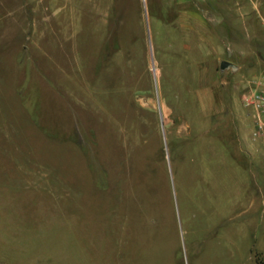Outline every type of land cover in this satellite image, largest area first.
Returning <instances> with one entry per match:
<instances>
[{
  "label": "rangeland",
  "instance_id": "obj_1",
  "mask_svg": "<svg viewBox=\"0 0 264 264\" xmlns=\"http://www.w3.org/2000/svg\"><path fill=\"white\" fill-rule=\"evenodd\" d=\"M260 71L264 0H0V264H257Z\"/></svg>",
  "mask_w": 264,
  "mask_h": 264
},
{
  "label": "built area",
  "instance_id": "obj_2",
  "mask_svg": "<svg viewBox=\"0 0 264 264\" xmlns=\"http://www.w3.org/2000/svg\"><path fill=\"white\" fill-rule=\"evenodd\" d=\"M241 103L252 118L251 139L259 143L264 163V71L247 79L240 91Z\"/></svg>",
  "mask_w": 264,
  "mask_h": 264
},
{
  "label": "crops",
  "instance_id": "obj_3",
  "mask_svg": "<svg viewBox=\"0 0 264 264\" xmlns=\"http://www.w3.org/2000/svg\"><path fill=\"white\" fill-rule=\"evenodd\" d=\"M190 16L191 15H189L188 18H190ZM191 19H193L195 22L194 23H188L187 27H185V28H186V30H191L192 34L195 37H194V39H192L191 42L186 41L187 42L185 44V48L186 49L191 48V47L196 48L198 46V44H199L198 42H200V44H202V45H204L203 43L205 42L206 44H211V46L213 45L212 47L214 49H220V44H222L225 40L227 42L230 40V38L226 35V33H224V32L219 30V31L216 32L217 36H218V39H216L214 42H212V38H209V37L206 36V32L205 31L208 30V29H207L206 25L204 24V22L201 21L200 19H198L197 17L193 18L191 16ZM189 43H191V44H189ZM224 60H226V59H224ZM221 61L222 60L220 59L219 63ZM250 156H252V154H250Z\"/></svg>",
  "mask_w": 264,
  "mask_h": 264
},
{
  "label": "water",
  "instance_id": "obj_4",
  "mask_svg": "<svg viewBox=\"0 0 264 264\" xmlns=\"http://www.w3.org/2000/svg\"><path fill=\"white\" fill-rule=\"evenodd\" d=\"M226 68H232V69H235L236 68V65L234 63H232L231 61H228V60H222L220 62V69L221 70H224Z\"/></svg>",
  "mask_w": 264,
  "mask_h": 264
},
{
  "label": "trees",
  "instance_id": "obj_5",
  "mask_svg": "<svg viewBox=\"0 0 264 264\" xmlns=\"http://www.w3.org/2000/svg\"><path fill=\"white\" fill-rule=\"evenodd\" d=\"M256 260L257 264H264V255H259Z\"/></svg>",
  "mask_w": 264,
  "mask_h": 264
}]
</instances>
